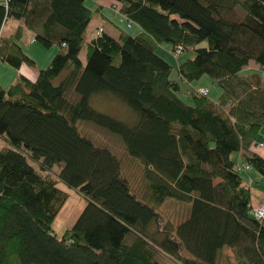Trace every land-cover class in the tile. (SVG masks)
<instances>
[{
  "label": "trees",
  "instance_id": "1",
  "mask_svg": "<svg viewBox=\"0 0 264 264\" xmlns=\"http://www.w3.org/2000/svg\"><path fill=\"white\" fill-rule=\"evenodd\" d=\"M113 1L139 33L114 23L117 36L98 28L84 40L85 0L0 1V28L22 22L0 37L2 62L34 66L21 45L57 46L34 80L17 74L0 86L8 143L0 150V264H264V221L249 213L239 169L264 177V0ZM23 28L33 33L27 40ZM162 43L193 51L178 76L188 84L209 76L220 88L215 101L194 89L191 103L181 99L172 66L156 53ZM250 61L258 70L241 73ZM95 95L131 116L95 109ZM79 120L115 134L122 153L96 145ZM61 186L85 204L57 235L52 223L68 198ZM169 202L180 213L169 214Z\"/></svg>",
  "mask_w": 264,
  "mask_h": 264
},
{
  "label": "rangeland",
  "instance_id": "2",
  "mask_svg": "<svg viewBox=\"0 0 264 264\" xmlns=\"http://www.w3.org/2000/svg\"><path fill=\"white\" fill-rule=\"evenodd\" d=\"M85 2H86V5L89 8H91L92 16H91V19H90V21L86 27V30L84 32V40H88L94 34L95 28L99 25V23H103L106 31H108V32L110 31L109 30V28H110L112 30L111 34L113 36H117L118 28H116V27L111 28L109 26V23L102 20V18L100 17V14L96 13V11H95V8H96L95 0H86ZM110 7L112 8L111 11H109V10L104 11V14L106 15V17L111 19V21L113 20V22H115V24L118 27H120L121 29H123L125 32H127L131 35H134L136 33V30H137L136 26L134 24H132V22H131V24L128 25V21L124 17L122 19V15L115 8V6L112 5ZM35 44H37L35 46H37V47L40 46L39 48H43V49H41L42 51H45V50L49 51V52L54 51L53 56L55 55V53L57 51V46L55 44L50 46V47H43L38 42ZM29 51H30V53L36 54L37 57H40V58H38L40 61L42 60L41 54L37 53L36 49H34V47H33V49L30 48ZM84 53H85V46H84V44H82V49L80 52V58L83 61H84ZM156 53L172 66L171 77L180 81L181 91L179 93V96L181 97V99L183 101H185L187 103H191L190 90L192 88H194L195 92L198 93V91H196V90L200 89L198 87H201V86L208 89L207 97L209 99H211L213 101H215L217 99V97L220 94V88L217 85V83L214 82L209 76L204 75L201 79L195 80V81L191 82L190 84L180 80L178 73H177V64H179L180 62H182L188 58L193 57V51L192 50H185L180 55H178L176 57L172 53L171 44L170 43H162L156 48ZM53 56H51V58L49 59V61L47 62V64L43 68H45L49 64V62L51 61ZM250 66H255V63L253 61H251L249 67H247V66L244 67L242 69L241 73H246L250 70H254L253 67H250ZM256 70H258V69H256ZM258 72L260 73L261 77L264 79V68H262L261 70H258ZM8 85L9 84H7V86L3 87V88L7 89ZM90 103H91L92 107H94L95 109L102 111V112L112 114L121 120L128 119L131 116L129 109L125 105H123V104L119 103L118 101H115L109 97L95 95L91 98ZM77 125L79 127V130L84 134L86 133V135L89 136L94 141V143L96 145L108 147L111 150H115L119 154L122 153V147H121L120 140L115 134H113V133L105 130L104 128H101V127H99V126H97L91 122H88V121L79 120L77 122ZM7 146H8V143L6 141H4L3 139H0V150L3 149L4 147H7ZM257 150H260V148L258 147ZM55 169H56V167H55ZM254 173H255V170L252 171V174H254ZM242 176L245 177L244 174H242ZM258 176L259 177H257V178H253V180L255 179L256 182H253L252 186H253L255 193L264 194V177L260 176V175H258ZM62 187L68 193V198H67L65 204L63 205V207L58 212L57 216L55 217V219L52 223V229L55 231V233L57 235H61V233L65 229L71 227V225L74 223L75 219L77 218V216L79 215V213L81 212V210L85 204V198L81 193H79L73 189H69L65 186H62ZM165 210L169 214H172L173 216L180 213V208H175L174 204H171V202H169L165 206ZM224 252L226 254L227 253L229 254L230 251L227 248H225Z\"/></svg>",
  "mask_w": 264,
  "mask_h": 264
},
{
  "label": "crops",
  "instance_id": "3",
  "mask_svg": "<svg viewBox=\"0 0 264 264\" xmlns=\"http://www.w3.org/2000/svg\"><path fill=\"white\" fill-rule=\"evenodd\" d=\"M95 3H96V8L99 7V11H97L96 13H99L100 14V17L102 18V20L108 22L109 23V26L111 28H113L114 27L113 24L115 22H113V20L111 21V19H109L108 17H106V15L104 14V11H106V10L111 11L112 8L110 6L114 3V1L113 0H95ZM84 4H85L86 7H88L86 5V2H84ZM89 9L91 10V8H89ZM122 19H123V16H122ZM129 24H131V22ZM132 24H134V23H132ZM20 25H22V22L19 21V20H14V19H7V20H5L2 23V26L0 28V37L1 36L2 37H12L13 34L15 33L17 27L20 26ZM134 25L137 28L136 33H135V34H137V33H139L141 31V29L136 24H134ZM100 27L103 28L104 31H106L104 24L103 23H99V25L95 28V32ZM109 30L110 31L109 32L107 31V32L111 34L112 33V30L110 28H109ZM32 34L33 33L29 29L23 28V39L24 40H27ZM35 43H37V42L34 41V40H32L28 44L21 45L23 51L30 58H32L34 60V62H35V65L34 66H28L26 64H22L18 69H16V68L10 66L9 64L0 61V86L2 88L3 87H6L7 84L10 85L11 82L14 81L15 77L17 76V74H22V75L26 76L27 78H29L31 80H34L36 78V76H37V70L40 69V68H43L47 64V62L49 61V59L51 58V56H53L54 51H50V52L49 51H46V50L45 51H42L41 49H43V48H39L40 46H38V47L35 46V45H37ZM33 47H34V49H36V52L37 53L41 54V59H42L41 61L38 59L40 57H37L36 54L30 53L29 49L30 48L33 49ZM250 62L248 63L247 67H249ZM250 67H253L254 70L257 69L256 64H255V66H250ZM198 88H205V87L201 86V87H198ZM192 89H194V88H192ZM205 89H207V88H205ZM207 93H208V89H207ZM258 152L260 153L261 156L264 157V147L263 148H260V150H258ZM238 162H239V160H238ZM252 171H254V169H250L248 171L247 170H243V171H241V176H242V174L245 175V177H243V176L242 177L247 182V184H248V186L250 188V192H251V202L250 203L252 205H258V204H260L261 202L264 201V194H259V193L257 194V193H255V191L253 189V186H252V183L253 182H256V181H255V179L253 180V178L259 177L258 175H260V174L258 172H256V171H255L254 174H252ZM260 176H262V175H260ZM54 233H55V231H54ZM227 249L230 251L229 254L228 253L227 254L232 257L233 256L232 251L229 248H227Z\"/></svg>",
  "mask_w": 264,
  "mask_h": 264
},
{
  "label": "built area",
  "instance_id": "4",
  "mask_svg": "<svg viewBox=\"0 0 264 264\" xmlns=\"http://www.w3.org/2000/svg\"><path fill=\"white\" fill-rule=\"evenodd\" d=\"M2 4H4L5 6H7V0H0ZM130 22H128L129 25ZM102 28L100 27L98 29V32H101ZM183 51V47L182 45H176V47L174 48V50H172V53L177 57L178 55H180ZM198 93L202 94V95H206L207 93V89L205 88H200L197 90ZM259 146H264V133L261 135V140L258 142ZM240 170H249L250 166L247 164H240L239 167ZM249 213L258 220H263L264 221V201L261 202L258 205H250V209H249Z\"/></svg>",
  "mask_w": 264,
  "mask_h": 264
}]
</instances>
